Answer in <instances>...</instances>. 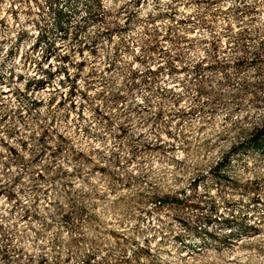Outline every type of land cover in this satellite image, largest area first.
<instances>
[{
	"label": "rangeland",
	"instance_id": "obj_1",
	"mask_svg": "<svg viewBox=\"0 0 264 264\" xmlns=\"http://www.w3.org/2000/svg\"><path fill=\"white\" fill-rule=\"evenodd\" d=\"M15 1L0 264H264V0Z\"/></svg>",
	"mask_w": 264,
	"mask_h": 264
},
{
	"label": "built area",
	"instance_id": "obj_2",
	"mask_svg": "<svg viewBox=\"0 0 264 264\" xmlns=\"http://www.w3.org/2000/svg\"><path fill=\"white\" fill-rule=\"evenodd\" d=\"M17 2L15 0H8V2ZM4 74L8 77H10L13 81L16 79V73L13 72V70H10V69H7L6 72H4ZM8 81L3 77V76H0V91H7L9 90L10 88H12V84H10L9 86L7 85ZM14 83V86H17L19 89H22L21 86H24V80H22V82H13ZM13 86V87H14Z\"/></svg>",
	"mask_w": 264,
	"mask_h": 264
}]
</instances>
